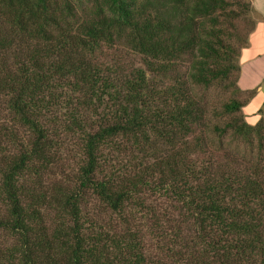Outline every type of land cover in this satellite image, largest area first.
<instances>
[{
	"label": "trees",
	"instance_id": "1",
	"mask_svg": "<svg viewBox=\"0 0 264 264\" xmlns=\"http://www.w3.org/2000/svg\"><path fill=\"white\" fill-rule=\"evenodd\" d=\"M249 8L0 0V264H264V117L236 83ZM214 84L236 97L213 129L251 154L204 132L195 89ZM74 141L72 179L46 185Z\"/></svg>",
	"mask_w": 264,
	"mask_h": 264
},
{
	"label": "rangeland",
	"instance_id": "2",
	"mask_svg": "<svg viewBox=\"0 0 264 264\" xmlns=\"http://www.w3.org/2000/svg\"><path fill=\"white\" fill-rule=\"evenodd\" d=\"M237 2H245V3L248 2V4H250L249 0H237ZM235 6H238V5H235ZM249 19H251L254 23L250 8H249V12L246 13L243 18L236 20V26L237 25L240 27L246 26V22ZM188 58L189 56L186 59ZM237 59L239 60L238 57ZM187 64L189 63L187 62ZM189 68L190 67L188 65H185L183 66L182 70L187 73L189 71ZM195 93L197 96L203 97V100L206 101L205 103H206V123L207 125L204 127V132H207V135L211 139V141L217 142V140H220L221 144L224 147L229 148V150H231L232 152H236L239 154H245V155L251 154L252 150L249 151L250 147L246 146L239 140H236V139L234 140L228 132L224 133L221 137H218L217 132L213 129L214 125L221 127L228 120L227 113H225V111L223 110L222 104L223 102L229 101L232 98L236 97V93L232 91V88L231 87L223 88L219 84H216V85L214 84L212 85V87H209L208 89L196 88ZM239 97L240 99L245 98V96L243 95ZM240 111L242 112V110ZM242 114L248 122L250 123L255 122L256 120L255 115L249 114L248 112L245 113V111L242 112ZM261 117H264V116H261ZM79 151L80 150H79L78 142L74 141V142H71L69 145L67 144L64 145V147L62 148V154L64 158L68 160V162L63 161L64 164L62 166V170L64 173L61 175H57L55 173L54 175H50L49 177H44V183L48 186H51L57 183H62V182L65 183L68 179H72L71 177L76 171L77 165L80 162V159H79L80 152ZM254 152H255V149H253V154ZM93 214H95V212ZM103 218L107 219L108 215L103 216Z\"/></svg>",
	"mask_w": 264,
	"mask_h": 264
},
{
	"label": "crops",
	"instance_id": "3",
	"mask_svg": "<svg viewBox=\"0 0 264 264\" xmlns=\"http://www.w3.org/2000/svg\"><path fill=\"white\" fill-rule=\"evenodd\" d=\"M249 3L254 25L239 52L236 83L244 92L253 91L241 110L258 120L264 116V0H249Z\"/></svg>",
	"mask_w": 264,
	"mask_h": 264
}]
</instances>
